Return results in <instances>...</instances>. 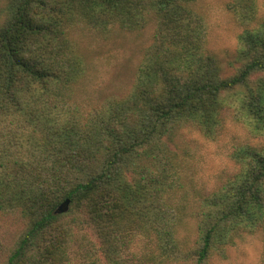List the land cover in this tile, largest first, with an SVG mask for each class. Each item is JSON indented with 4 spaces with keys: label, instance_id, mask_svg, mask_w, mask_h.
Listing matches in <instances>:
<instances>
[{
    "label": "trees",
    "instance_id": "trees-1",
    "mask_svg": "<svg viewBox=\"0 0 264 264\" xmlns=\"http://www.w3.org/2000/svg\"><path fill=\"white\" fill-rule=\"evenodd\" d=\"M196 5L0 0V214L29 223L6 264H209L244 237L264 234L259 0L228 4L244 28L230 77L208 48ZM150 26L131 90L81 108L86 66L77 32ZM226 111L261 143L237 148L236 171L189 213L170 144L185 129L215 140ZM66 200L70 211L55 215ZM69 216L74 221L64 223ZM189 220L192 240L182 235Z\"/></svg>",
    "mask_w": 264,
    "mask_h": 264
},
{
    "label": "rangeland",
    "instance_id": "rangeland-1",
    "mask_svg": "<svg viewBox=\"0 0 264 264\" xmlns=\"http://www.w3.org/2000/svg\"><path fill=\"white\" fill-rule=\"evenodd\" d=\"M230 1L197 0L196 5L207 26L208 48L218 58L225 77L234 75L240 67V37L244 32L228 10ZM258 14L264 18L263 0H259ZM153 33L152 26L136 33L77 32L75 37L86 66V77L76 96L81 108L86 110L131 90ZM231 115L229 111L224 113L223 129L215 140L205 138L197 130L185 129L170 144L182 179L179 196L184 198L183 209L189 213L236 171L232 154L237 148L261 143L244 125L235 123ZM74 219L69 216L64 223L70 224ZM28 225L19 215L0 214V264H6ZM194 231V222L189 220L182 235L192 240L189 235ZM83 232L94 240L89 230ZM209 264H264V234L244 237L227 249L225 258L217 255Z\"/></svg>",
    "mask_w": 264,
    "mask_h": 264
},
{
    "label": "water",
    "instance_id": "water-1",
    "mask_svg": "<svg viewBox=\"0 0 264 264\" xmlns=\"http://www.w3.org/2000/svg\"><path fill=\"white\" fill-rule=\"evenodd\" d=\"M71 207V201L66 200L63 204L59 206V208L56 210L55 215H63L67 214L70 211Z\"/></svg>",
    "mask_w": 264,
    "mask_h": 264
}]
</instances>
